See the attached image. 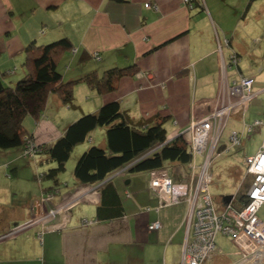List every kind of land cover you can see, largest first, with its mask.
Segmentation results:
<instances>
[{"label":"crops","instance_id":"0c3cea01","mask_svg":"<svg viewBox=\"0 0 264 264\" xmlns=\"http://www.w3.org/2000/svg\"><path fill=\"white\" fill-rule=\"evenodd\" d=\"M146 2L156 3L157 8L146 7ZM193 3L190 7L184 0H0V75L6 84H14L29 70L24 63L29 43L43 44L62 37L72 43L71 49L57 54L63 81L114 66L138 68L134 75L122 77L116 90L107 93H99L85 82H76L75 107L64 103L58 91L50 92L40 118L27 116L31 122L26 126L33 139L39 144L53 141L83 113L93 112L113 100L119 101L134 122L164 118L168 139L184 130L193 113L201 112V103L218 93L222 80L219 42L229 40L230 48L222 44L225 59L230 49H234L229 37L231 21L226 23L217 0ZM95 52L99 58H95ZM238 70L243 72L240 64L238 68H230L227 75L235 79ZM249 110L250 104L245 114L234 112L232 116H237L241 129H233L240 131L244 121L250 122ZM224 133L222 139L226 140ZM91 144L106 146L105 126L96 127L72 152L77 149L80 155ZM39 154L44 156L33 159L32 165H27L29 168H37V161L40 165L45 162L49 168L55 166V161L45 153ZM13 157L12 152L0 150V209H9L4 210L3 223L0 218V234L31 217L32 203L44 189L60 187L53 204L75 194L79 198L68 211L49 222L59 229L44 230L39 237L37 232L42 227L36 225L0 240V264L180 263L186 237L187 202L161 206L157 211L158 198L149 187V171L110 177L120 196L123 215L82 226V218L97 217L100 192L90 189L98 183L80 182L73 171L67 179L61 172L56 181L46 179L48 183L31 195L26 209L13 217L8 204L12 199L10 183L18 178L21 164ZM3 167L9 178L3 176ZM166 167L175 181L187 179L189 169L183 164L168 161ZM171 168H179V173L175 174ZM156 219L160 220L161 228H148ZM221 257L208 264H218Z\"/></svg>","mask_w":264,"mask_h":264},{"label":"built area","instance_id":"2783aa9c","mask_svg":"<svg viewBox=\"0 0 264 264\" xmlns=\"http://www.w3.org/2000/svg\"><path fill=\"white\" fill-rule=\"evenodd\" d=\"M184 2L190 7L193 5V0H184ZM145 6L157 8V4L151 2H146ZM225 45L230 47L227 38ZM75 50L73 48V51ZM217 50L221 56L222 74L218 93L214 98L203 101L201 112H194L190 125L174 136L183 134L190 146L192 158L189 162L187 179L175 181L169 169L161 167L149 171V187L158 198L157 211L161 206L171 205L181 200L187 202L186 237L182 244L179 264H208L215 256H221L223 250L217 244L218 235L231 238L235 247L233 254L238 256L237 259L227 264H264V221L258 215V210L264 203V138L258 151L245 157L246 172L242 182L249 180V184L245 190L246 200L239 208L233 203L235 194L230 202L223 201V205L217 207L209 188L212 182L211 163L213 159L222 151L242 145L244 131L250 132L255 126L264 125V121L260 118H255L250 122L244 121L242 130L233 129L226 140L222 139L228 118L235 111L245 114L250 102L264 88L255 91L253 89L255 76L244 74L240 70L237 72V77L229 81L228 70L232 67L238 68L240 58L237 52L233 51L229 55L230 60H226L223 56L221 42ZM94 56L99 58L98 52H95ZM161 146L162 144H158L153 149ZM40 150V144L32 136L27 135L22 154L34 159ZM134 163L133 161L122 165L90 189H98L102 183L115 174L126 173ZM41 176L42 173H39V180ZM59 192V186L52 190L42 191L34 202L31 217L0 234V240L36 225L42 227L37 232L39 237L42 236L44 230L59 229L58 226L50 225L49 222L58 214L68 211L79 198V195L75 194L58 204H53ZM97 222L96 218L84 217L80 220L82 226H91ZM148 228H161L160 220H153Z\"/></svg>","mask_w":264,"mask_h":264},{"label":"trees","instance_id":"16d2710c","mask_svg":"<svg viewBox=\"0 0 264 264\" xmlns=\"http://www.w3.org/2000/svg\"><path fill=\"white\" fill-rule=\"evenodd\" d=\"M67 37L26 46L24 63L29 70L14 84L4 83L0 75V149L22 146L27 135L32 136L25 124L31 116L38 120L44 110L50 92H59L64 103L75 107L73 87L76 82L87 83L99 93L117 89L122 77L134 75L135 65L114 66L98 72L89 71L69 81H63L58 69L57 54L71 49ZM85 56L83 58H87ZM164 118L134 122L119 101L104 103L93 112L83 113L72 121L64 132L53 141L41 143L40 152L45 153L56 165L42 172V179H55L65 170V164L74 147L86 140L98 126L106 127V146L91 144L78 157L73 174L83 183H98L122 165L135 162L128 173L151 171L166 167L168 161H177L189 169L192 154L186 137L181 134L166 142L167 131ZM161 147L153 149L156 145ZM47 188L44 190H52ZM100 203L97 205L98 220L123 215V205L112 181L99 186ZM245 192L235 194L233 203L240 207L246 200Z\"/></svg>","mask_w":264,"mask_h":264},{"label":"rangeland","instance_id":"374dc122","mask_svg":"<svg viewBox=\"0 0 264 264\" xmlns=\"http://www.w3.org/2000/svg\"><path fill=\"white\" fill-rule=\"evenodd\" d=\"M217 4L220 8V12L225 14L226 23L227 21L229 23L231 21L230 25H232V28L229 37L232 40L234 49L231 48L230 53H233V51L239 53V58L241 59L239 64L243 72L254 74L256 82L253 89L256 91L259 88H264V0H217ZM223 43L225 45V40ZM226 60H230V58L228 57ZM228 79L231 81L229 76ZM249 113L251 115L249 121H253L255 118H260L264 121V90L260 91L251 101ZM232 115H235V113L233 112ZM29 122H31V119L27 117L25 119V124L28 123V125H30ZM233 128L241 129V123L239 119L237 120V116H232L226 123L224 139ZM31 129H33V127H31ZM263 138L264 125L255 126L254 130L250 132L244 131L242 145L233 146L229 150L222 151L213 159L211 163L212 182L209 188L217 207L223 205L224 202L222 201V197L224 195L245 192L249 182V180L242 182L246 172L245 157L253 155L258 151L263 142ZM167 140L169 141L168 138H166V141ZM24 142L22 146H24ZM3 150L12 152V155H14L12 159L14 161L17 160L19 164L21 163L18 178H14L12 183H10L12 184V199L9 203L7 202L9 208L11 207V210H13L14 217L22 209H26L27 204L32 201L31 195L38 192L41 189V185H46L48 183L46 179H42V182L39 181L38 174L47 170L50 166L45 162L40 165V161H37L38 167H35L33 170L31 167L29 168L27 166L28 164L32 165L31 161H33V159L25 157L22 154L20 146L2 149V151ZM78 153L77 149L71 153V156L65 164L66 169L60 173L65 176V179H67L69 175H72L74 165L79 157ZM41 156L44 155H36L34 159H39ZM7 160H5V162ZM53 165H56V162H53ZM171 169L175 174L179 173V168L174 170L173 168ZM2 171L3 176L9 178L5 172V168ZM123 174L125 176V173ZM15 176L16 174L12 175V177ZM6 184L9 187V183L7 182ZM32 204L34 205V203ZM0 210H3L0 214V218L2 219L1 223H3L5 221L4 210L9 209L7 207ZM258 215L260 218L264 219V203L259 208ZM18 223L20 222L15 223V225ZM216 241L218 246L223 250L222 257L218 258V264H226L229 261L237 259V255L229 253L233 252L235 249L230 237L220 235ZM217 257L220 256H215V258Z\"/></svg>","mask_w":264,"mask_h":264},{"label":"water","instance_id":"95a60500","mask_svg":"<svg viewBox=\"0 0 264 264\" xmlns=\"http://www.w3.org/2000/svg\"><path fill=\"white\" fill-rule=\"evenodd\" d=\"M233 195L234 194H226V195L223 196V200L226 201V202H230L231 199L233 198Z\"/></svg>","mask_w":264,"mask_h":264},{"label":"bare ground","instance_id":"6f19581e","mask_svg":"<svg viewBox=\"0 0 264 264\" xmlns=\"http://www.w3.org/2000/svg\"><path fill=\"white\" fill-rule=\"evenodd\" d=\"M208 100V99H207Z\"/></svg>","mask_w":264,"mask_h":264}]
</instances>
